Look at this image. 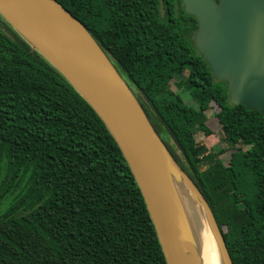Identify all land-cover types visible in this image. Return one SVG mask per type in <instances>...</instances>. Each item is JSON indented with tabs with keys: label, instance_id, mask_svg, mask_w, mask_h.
<instances>
[{
	"label": "trees",
	"instance_id": "obj_1",
	"mask_svg": "<svg viewBox=\"0 0 264 264\" xmlns=\"http://www.w3.org/2000/svg\"><path fill=\"white\" fill-rule=\"evenodd\" d=\"M56 1L84 23L147 99L140 101L158 133L183 152L189 168L168 146L212 207L233 263L264 264V117L231 104L195 45L198 22L182 0ZM211 124L226 145L218 151L197 141L214 134ZM0 264H167L104 122L1 16Z\"/></svg>",
	"mask_w": 264,
	"mask_h": 264
},
{
	"label": "water",
	"instance_id": "obj_2",
	"mask_svg": "<svg viewBox=\"0 0 264 264\" xmlns=\"http://www.w3.org/2000/svg\"><path fill=\"white\" fill-rule=\"evenodd\" d=\"M198 22L194 42L230 102L264 117V0H182ZM0 16L93 108L140 188L167 264H200L176 185L205 215L221 264H234L208 200L156 130L139 91L89 29L56 0H0Z\"/></svg>",
	"mask_w": 264,
	"mask_h": 264
},
{
	"label": "bare ground",
	"instance_id": "obj_3",
	"mask_svg": "<svg viewBox=\"0 0 264 264\" xmlns=\"http://www.w3.org/2000/svg\"><path fill=\"white\" fill-rule=\"evenodd\" d=\"M176 189L200 249V264H221L219 249L207 226L203 210L190 198V191L184 183L178 181Z\"/></svg>",
	"mask_w": 264,
	"mask_h": 264
},
{
	"label": "rangeland",
	"instance_id": "obj_4",
	"mask_svg": "<svg viewBox=\"0 0 264 264\" xmlns=\"http://www.w3.org/2000/svg\"><path fill=\"white\" fill-rule=\"evenodd\" d=\"M171 88L176 93H180V92L181 93H184V91H185V89H183L181 91H178L174 82H172ZM185 95H187V94H185ZM188 98H189V101H192L190 97H188ZM140 100L144 104H147V105L149 104L148 101H147V99L142 94H140ZM212 114H213V111L212 110L207 111V116L208 117H211ZM209 127H210V130H212V132L214 134L211 135V136H209V137H207V136H205L204 133L200 132V133L197 134V141L198 142H202V143L206 142V144L213 146V148H210V149H214L216 151L225 148L226 145L222 142V132H221V129L219 128V126L211 124V125H209ZM161 137L165 141L168 142V145L167 146H169L170 148L173 149V151L175 152V156H177L180 159V161L182 162V164L186 168H189V165H188V162L186 160L185 155L183 154V152L180 149H178V147H176V144L173 141V139L168 134H166V133L162 134ZM167 142H166V144H167ZM211 146H208V147H211Z\"/></svg>",
	"mask_w": 264,
	"mask_h": 264
},
{
	"label": "flooded vegetation",
	"instance_id": "obj_5",
	"mask_svg": "<svg viewBox=\"0 0 264 264\" xmlns=\"http://www.w3.org/2000/svg\"><path fill=\"white\" fill-rule=\"evenodd\" d=\"M134 88V87H133ZM138 97H140V94H138Z\"/></svg>",
	"mask_w": 264,
	"mask_h": 264
}]
</instances>
